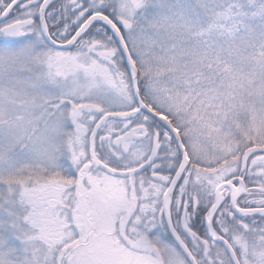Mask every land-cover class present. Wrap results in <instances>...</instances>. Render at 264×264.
<instances>
[{"label": "snow or ice", "instance_id": "snow-or-ice-1", "mask_svg": "<svg viewBox=\"0 0 264 264\" xmlns=\"http://www.w3.org/2000/svg\"><path fill=\"white\" fill-rule=\"evenodd\" d=\"M0 264H264V0H0Z\"/></svg>", "mask_w": 264, "mask_h": 264}]
</instances>
